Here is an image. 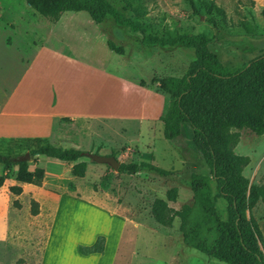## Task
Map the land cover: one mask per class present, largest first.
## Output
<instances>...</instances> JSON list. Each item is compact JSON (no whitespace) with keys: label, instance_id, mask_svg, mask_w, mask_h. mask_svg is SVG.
Masks as SVG:
<instances>
[{"label":"rangeland","instance_id":"1","mask_svg":"<svg viewBox=\"0 0 264 264\" xmlns=\"http://www.w3.org/2000/svg\"><path fill=\"white\" fill-rule=\"evenodd\" d=\"M108 1L118 9L126 8L125 15L138 22L145 34L205 35L209 40V48L231 69L264 53V20L261 16L264 0ZM55 24L56 27H51ZM97 28L105 33L106 39L121 46L139 62L124 73V77L130 81L147 82L153 74L155 76L151 82L157 76L182 77L194 60L192 49L181 46L148 48L141 45V35L119 27L110 19L96 24L85 12H68L62 14L57 22H51L28 7L24 0H0V64L9 72L16 71L22 75L27 71L28 76H31L35 71V74H39L54 70L53 62L47 60V50L61 52L68 47L65 51L73 53L79 62L87 61L86 55L89 53L96 58H106L109 51L105 45L91 37ZM8 37L10 43H6ZM142 56L150 57L152 61L143 60ZM115 58L110 66L120 69L121 59ZM166 60L172 63V70L161 67L159 62L164 63ZM58 71L61 75L57 77H65V69ZM80 78L84 80L81 82L83 85L87 83L85 76ZM124 92H117L121 100L135 94V89L127 86ZM165 103L166 108L168 96ZM150 108L148 105L143 112L150 111ZM134 129V124L130 122L96 123L92 132L82 134L77 126L66 121L53 141H47L65 149L97 155L109 153L120 164L147 162L171 171L172 176L164 178L145 171L120 173L110 166L83 158L82 161L86 162L85 174L77 178L71 174L73 163L43 158L39 165L44 168L45 176L36 196L39 200L43 199L39 193L50 192L63 196L55 202L47 200V209L38 202L37 216L127 217L129 222L125 227L116 264H223L184 245L177 218L171 226H163L154 220L151 212L156 200L165 201L174 210L184 204L190 205L192 176L209 174L208 166L193 143L192 128L187 123L181 124L179 136L172 141L163 137L159 125L152 136L143 132L139 139H135ZM230 134L233 135L234 152L248 158L243 175L250 185L261 189V197L247 215L258 222L264 239V135L257 137L244 130H231ZM11 140L16 139L0 137V150L4 151ZM135 140L139 142L138 145L133 142ZM95 149L96 152H93ZM98 151L101 152L98 154ZM30 169H34L33 164H30ZM2 170L0 165V174ZM15 171L12 170L5 186L12 184ZM172 189L176 191V196L174 201H169L167 192ZM217 211L222 218L225 217L222 200H218ZM69 222L75 230L81 229L76 226L74 217H69ZM78 223L89 230L95 228L94 223L81 220ZM99 244L103 245V241H99Z\"/></svg>","mask_w":264,"mask_h":264},{"label":"trees","instance_id":"2","mask_svg":"<svg viewBox=\"0 0 264 264\" xmlns=\"http://www.w3.org/2000/svg\"><path fill=\"white\" fill-rule=\"evenodd\" d=\"M40 16L57 22L62 14L85 12L96 24L110 19L131 33L141 35L140 44L146 47L181 46L192 49L194 60L182 77L153 79L158 88L169 97L164 116L163 137L172 141L180 134L181 124L187 123L193 131V143L209 168L208 176L194 175L190 190L192 203L174 210L165 201L156 200L152 206L154 220L171 226L179 220L182 243L223 264H264V239L258 222L247 215L261 197V189L250 185L243 175L248 158L233 150L231 130L248 131L257 137L264 135V53L231 69L209 48V40L201 34L156 36L145 34L138 22L125 15L126 8L118 9L108 0H24ZM264 20V7L261 10ZM107 47L117 55L124 50L113 41ZM29 153L31 162H19V156ZM86 152L57 147L42 138L11 140L4 151L0 150V187L10 178L13 169L17 182L40 186L45 170L39 157L73 163L71 174L82 178L88 158ZM113 156V155H110ZM30 164L34 169H30ZM120 173L136 174L142 171L159 177L172 176L147 162L121 163ZM9 192L19 195L21 187L11 186ZM176 191L167 192L174 201ZM218 200L225 204V217L217 211ZM15 208H20L17 201ZM39 213L38 203L30 202V214ZM99 239L82 253L102 251Z\"/></svg>","mask_w":264,"mask_h":264},{"label":"crops","instance_id":"3","mask_svg":"<svg viewBox=\"0 0 264 264\" xmlns=\"http://www.w3.org/2000/svg\"><path fill=\"white\" fill-rule=\"evenodd\" d=\"M104 34L97 28V32L91 35L109 51L103 59L89 53L86 55L87 61L79 62L73 53L65 51L67 47L61 52L47 50V60L53 62L52 72L35 74V71L28 76L26 71L19 75L16 71L9 72L0 64V137L42 138L51 142L66 121L77 126L82 134L92 132L96 123L122 122L134 124L135 139H139L143 132L152 136L158 130V125L163 131L161 118L167 110V95L158 88L157 83L151 82L155 75L147 82L127 80L124 73L139 62L125 51L123 55L110 51L107 47L109 38L106 39ZM6 43H10V37ZM115 57L121 59L120 69L110 66L116 60ZM141 59L152 61L146 56ZM159 63L163 69L172 70V63L168 60ZM56 67L58 70L65 69V77L56 76L61 75ZM39 75L41 77L38 78ZM80 76H85L87 83L83 85L81 82L84 80ZM127 86H132L135 94L121 100L117 92L122 94ZM148 105L150 111L143 112ZM133 142L139 144L137 140ZM108 154L101 156H110ZM43 158L39 157V162ZM11 186L21 187L22 192L19 195L12 194L8 189ZM38 187L17 182L14 178L11 185L5 186L4 183L0 187V264H116L125 227L129 222L127 217L32 216L31 200L47 209V200L55 202L63 196L50 192L39 193L43 197L39 200L36 196ZM15 201L20 208L14 207ZM69 217L76 219V226H80V230L73 228ZM80 220L94 223V230L79 225ZM99 239H103L102 251L81 252L92 247Z\"/></svg>","mask_w":264,"mask_h":264},{"label":"water","instance_id":"4","mask_svg":"<svg viewBox=\"0 0 264 264\" xmlns=\"http://www.w3.org/2000/svg\"><path fill=\"white\" fill-rule=\"evenodd\" d=\"M85 155L92 160L93 162L97 164H103L110 166L113 170L117 171L120 162L113 156H101L97 154H92V153H85ZM17 161L19 162H31V157L29 153H25L22 156H19L17 158Z\"/></svg>","mask_w":264,"mask_h":264}]
</instances>
